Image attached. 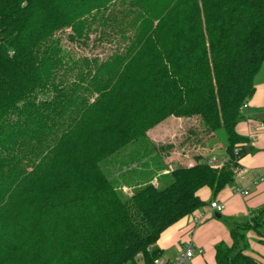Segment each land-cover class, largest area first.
I'll list each match as a JSON object with an SVG mask.
<instances>
[{"label": "trees", "instance_id": "obj_1", "mask_svg": "<svg viewBox=\"0 0 264 264\" xmlns=\"http://www.w3.org/2000/svg\"><path fill=\"white\" fill-rule=\"evenodd\" d=\"M261 72L264 0H0V264H155L161 233L206 204L198 191L233 181ZM170 116L202 126L194 164L155 145L140 167L146 154H117ZM229 226L216 264H259L246 251L264 206Z\"/></svg>", "mask_w": 264, "mask_h": 264}, {"label": "crops", "instance_id": "obj_2", "mask_svg": "<svg viewBox=\"0 0 264 264\" xmlns=\"http://www.w3.org/2000/svg\"><path fill=\"white\" fill-rule=\"evenodd\" d=\"M239 135L247 138L243 143L245 153L238 165L245 168L242 175H234L231 183L214 195L209 188L198 191L199 197L206 204L193 213L184 216L160 235L157 245L166 259H173L189 246L195 250L186 264H216L215 246L219 242L232 244L229 223L245 221L252 210L264 206V76L256 80L255 92L244 108V117L236 126ZM214 140H210L203 151L208 158L225 159V151L218 154ZM190 162H195L192 158ZM194 164V163H193ZM192 165V164H190ZM236 188L247 189L249 194L237 193ZM224 205L221 212L210 207L212 201ZM220 214L218 217L216 214ZM249 246L246 251L259 264H264V236L253 231L248 233ZM201 251V252H200Z\"/></svg>", "mask_w": 264, "mask_h": 264}, {"label": "rangeland", "instance_id": "obj_3", "mask_svg": "<svg viewBox=\"0 0 264 264\" xmlns=\"http://www.w3.org/2000/svg\"><path fill=\"white\" fill-rule=\"evenodd\" d=\"M73 47L78 53L81 54L102 53L101 48L93 49L76 45H74ZM263 74L264 73L261 72L260 76H263ZM192 128L197 130L198 133H201L202 126L198 122L197 118H180L170 116L148 129L146 132L145 141L137 145H129L125 150L117 154H134V152L136 151H138V154H146V152L144 153L143 151L144 148H147L149 150L152 146L155 145L161 148L159 151L161 154H168V156H166L165 158V162L167 163V165H171V162H177V165L193 164L195 162L189 161L192 159V156L194 154V147H189V143L191 142L190 139L193 136L189 133V130H191ZM214 144H216V147L219 149L223 147L224 134L222 132H219L218 135L214 138ZM170 145L172 147H169V149H162ZM219 149H216V151H218L217 153L222 154V151H224V149L222 151H220ZM148 154L149 155L146 154L142 156L141 160L139 161V167L143 162L149 161L151 155L156 154V152L149 151ZM136 165L137 163H132L129 167L136 168ZM161 173L166 172H158V174L152 179V183H154L156 186L158 185V175Z\"/></svg>", "mask_w": 264, "mask_h": 264}, {"label": "built area", "instance_id": "obj_4", "mask_svg": "<svg viewBox=\"0 0 264 264\" xmlns=\"http://www.w3.org/2000/svg\"><path fill=\"white\" fill-rule=\"evenodd\" d=\"M248 105L245 104L243 107L246 108ZM225 159L219 160L217 157L212 156L208 159V163L214 167V168H221L225 164ZM168 172L167 170L165 171ZM234 175H242L246 172L245 168L241 166H237L233 170ZM264 177H261L263 179ZM237 193H243V194H249V191L247 189H240L236 188ZM210 207L212 209H215L217 212H221L224 208V205L219 203L218 201L214 200L210 203ZM201 252V251H200ZM195 254V250L192 246H189L184 252L180 253L177 257L173 259H166L163 256H160L154 260L155 264H186L187 260L192 258Z\"/></svg>", "mask_w": 264, "mask_h": 264}, {"label": "water", "instance_id": "obj_5", "mask_svg": "<svg viewBox=\"0 0 264 264\" xmlns=\"http://www.w3.org/2000/svg\"><path fill=\"white\" fill-rule=\"evenodd\" d=\"M216 215H217L218 217H220V214L217 213Z\"/></svg>", "mask_w": 264, "mask_h": 264}]
</instances>
